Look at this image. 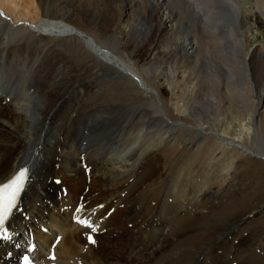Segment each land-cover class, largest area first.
<instances>
[{
  "label": "bare ground",
  "instance_id": "6f19581e",
  "mask_svg": "<svg viewBox=\"0 0 264 264\" xmlns=\"http://www.w3.org/2000/svg\"><path fill=\"white\" fill-rule=\"evenodd\" d=\"M0 18V182L23 165L31 170L8 226L10 237L17 236L0 242V258L14 255L16 247L24 249L23 239L31 232L33 255L45 259L52 248L59 264H151L150 256L170 245L164 235L184 232L182 223H198L186 220L166 234L154 231L157 223L168 222L160 213L185 206L171 195L173 206L164 205L160 212L154 202L158 195H143L142 185L153 183L156 169L152 163L142 172L135 137L176 140L179 121H171L165 109L159 115L150 107L117 112L119 107L103 104L90 110L88 100L104 95L95 83L107 75H118L151 101L177 89V96L184 97L183 112L191 117L180 121L185 133L208 137L205 133L211 131L226 143L224 148L264 162V48L259 46L264 0H0ZM19 19L29 24L20 26ZM14 25L29 33L23 43L5 35ZM245 29H250L251 40ZM54 39L81 43L97 64H86L79 54L75 63L56 48ZM246 42L248 51L242 56ZM244 82L257 90L244 96ZM248 102L252 106L242 112L241 105ZM221 111L245 120L250 130L225 139L216 133ZM86 169L91 175H82ZM132 171L133 179H120ZM77 206L83 210L76 216L90 220L95 232L71 222ZM149 213L155 220L145 231L152 235L142 236V218ZM106 231L113 242L103 238L97 244ZM248 264L260 263L249 258Z\"/></svg>",
  "mask_w": 264,
  "mask_h": 264
},
{
  "label": "rangeland",
  "instance_id": "374dc122",
  "mask_svg": "<svg viewBox=\"0 0 264 264\" xmlns=\"http://www.w3.org/2000/svg\"><path fill=\"white\" fill-rule=\"evenodd\" d=\"M27 20L19 19L18 24L24 27L29 24ZM2 22L3 20L0 18V25ZM238 23H240V14ZM9 25H12V22H9ZM16 26H12L11 29L8 28L5 35L15 43H23L29 38V33ZM243 31L245 38L251 40L250 29ZM241 35L243 36V34ZM52 41L57 49L63 51L62 53L68 55L71 60L74 59L75 63L78 62L77 57H81L80 59L83 62L87 61L85 63L88 65L97 64L91 56H87L88 51L81 43L69 39L61 43L56 39ZM248 42L242 48V56L248 51ZM259 46L261 49L264 48V40ZM71 52H75L74 56ZM130 63L134 64L133 61ZM236 77L241 80L237 75ZM251 82L254 83V81ZM102 83L103 85H100ZM95 84L100 86L98 93L100 95L104 93V95L98 96L97 99L94 97L95 99L88 100L90 110L96 105L103 104L119 107L120 109H117V112H120V110L140 112L143 107H150L149 110H152V113L156 112L159 115L165 109L166 115L169 116L170 120L172 119L171 121L174 119L179 121L178 126L180 128L176 131L177 133L175 132L176 140L166 141L165 139L157 140L156 138L143 140L140 137H135L138 143L135 149L142 156L138 161V165H142V172L145 173L150 169L152 163L155 164L154 168L156 169L152 172L155 174L153 183H143V195L148 197L147 195L156 193L158 198L154 202L160 212H162L164 205L166 207L168 204L173 206L175 201L173 202L171 195L176 196L177 204L181 202L185 206L182 208L171 207L162 214L160 213L159 218L162 217L168 222L167 224L157 223L154 231L164 229L162 234H166L171 228L176 230L178 228L176 226L181 224V221H198V225L194 224L191 227L182 223L181 226L184 229L182 233L175 232L172 236L170 234L164 235L170 241V245L154 257L150 256L152 258L151 264H216L218 262L223 264H248L249 258L264 264V162L261 158H255L252 155H250V158L241 154L242 152L239 153L234 149L224 148L223 144L226 143L211 136V131L205 133L208 137L192 131L185 133L181 128L183 125L180 121L184 118L191 119V117L188 113L183 112L185 108L184 97L177 96L179 92L177 89L173 93L168 91V94L164 93L163 96L161 94L155 96L151 101L142 91L123 81L118 75L112 77L107 75L106 78L102 77V80ZM156 84L152 81L149 82L151 87H156ZM252 90L255 92L257 87H250L249 84L244 82V96H250ZM94 91H96L95 88ZM174 93L176 94L174 95ZM180 99H183V101ZM90 102L91 107L89 106ZM251 106V102L242 104L240 110L243 112L244 108H250ZM217 116L215 122L216 133L227 140L243 137L246 134L245 131L250 130L245 120H239V117L230 119L229 115H226V113L223 115L222 111ZM191 123L194 124L193 121ZM262 136L263 134L260 135V137ZM262 140L264 141V139ZM231 146H234L233 142ZM119 155L115 156L118 160L121 158V156L118 157ZM120 160L123 161V159ZM57 168L55 167L54 170ZM54 170L52 171L55 172ZM37 171H40V167L37 168ZM84 174L85 172H82V175ZM85 175L91 174L86 170ZM134 176L135 171H132L127 175H123L120 179L128 181L133 179ZM57 181H60L61 184V178L56 180L55 183ZM60 184L56 183L58 188ZM163 184L166 185L165 188L162 187ZM83 196V194L80 195L81 198ZM156 216L158 218V215ZM154 218L151 213L142 218L144 227L142 236L152 235L150 234L151 231L146 232L145 230L149 224L154 222ZM130 233H132V230ZM103 238L113 242L111 235L106 231V234L98 236L97 244L101 245ZM2 256H4V253ZM109 261L112 260L109 259Z\"/></svg>",
  "mask_w": 264,
  "mask_h": 264
},
{
  "label": "snow or ice",
  "instance_id": "6c2138e0",
  "mask_svg": "<svg viewBox=\"0 0 264 264\" xmlns=\"http://www.w3.org/2000/svg\"><path fill=\"white\" fill-rule=\"evenodd\" d=\"M29 180L30 169L27 167H21L11 179L6 182H0V239L6 240L9 238V232L5 227L6 222L9 221L14 210L18 208L22 193L25 191ZM82 210V206H79L77 207L76 212L79 213ZM74 222L86 229H89L91 232L96 231V226L90 220L80 219L77 217ZM86 239L89 244L95 243L92 235L90 234H86ZM28 251L31 252L33 249L29 248ZM49 258L55 260L54 255ZM22 264H32V261L26 255L23 257Z\"/></svg>",
  "mask_w": 264,
  "mask_h": 264
}]
</instances>
